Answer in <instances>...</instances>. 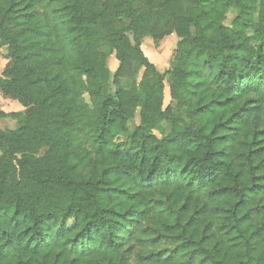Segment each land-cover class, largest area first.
I'll list each match as a JSON object with an SVG mask.
<instances>
[{
  "label": "trees",
  "instance_id": "16d2710c",
  "mask_svg": "<svg viewBox=\"0 0 264 264\" xmlns=\"http://www.w3.org/2000/svg\"><path fill=\"white\" fill-rule=\"evenodd\" d=\"M0 48V264H264V0H0Z\"/></svg>",
  "mask_w": 264,
  "mask_h": 264
},
{
  "label": "rangeland",
  "instance_id": "374dc122",
  "mask_svg": "<svg viewBox=\"0 0 264 264\" xmlns=\"http://www.w3.org/2000/svg\"><path fill=\"white\" fill-rule=\"evenodd\" d=\"M236 16V11L235 10H230L226 16V21L225 24H230L231 21L234 19ZM178 42V39L174 34H172L169 37H165L162 40H160L158 43H154L151 38L145 37L143 38L141 42V49L144 54V56L156 67V70L163 74L165 71H167L169 68H171L175 64V59H176V44ZM8 63V58H7V52L6 49L0 48V75L2 74L6 64ZM106 64L111 71V73L115 72L117 68V61L114 57V54H110L107 59H106ZM142 69L138 72V74L135 77V84L136 87L139 88V82L140 78L142 75ZM169 77L164 78V91H163V101H162V108H166L168 105H171V100L169 97V92H168V84H169ZM120 88L124 90H129L132 87V81L131 80H126L123 79L120 81L119 84ZM115 91V88L113 85L109 86V92L113 94ZM141 98V95H139ZM10 102L16 103L11 104ZM18 103L14 100H10L9 98H5L1 96L0 94V109L4 112L7 113H19L22 114L24 109L22 106L17 105ZM139 110L137 109L136 112L134 113L133 118L128 122V131L129 133L133 132L134 129L138 126L139 124ZM19 123L17 119L13 118H6V119H0V130L4 129H16L18 127ZM168 125L169 123H163L165 132L168 131ZM118 130L117 125L113 126L111 128L112 133H116ZM141 237V240L143 241H149L150 238H147L146 236H139ZM134 243V242H133ZM133 251H132V256H131V261H134L139 255H145L147 253H150L152 251H156V248H153L151 246L147 245H142L140 243H134Z\"/></svg>",
  "mask_w": 264,
  "mask_h": 264
},
{
  "label": "crops",
  "instance_id": "0c3cea01",
  "mask_svg": "<svg viewBox=\"0 0 264 264\" xmlns=\"http://www.w3.org/2000/svg\"><path fill=\"white\" fill-rule=\"evenodd\" d=\"M11 104H15L16 105V103H13V102H10ZM18 105V104H17ZM19 106V105H18ZM3 110V109H2Z\"/></svg>",
  "mask_w": 264,
  "mask_h": 264
}]
</instances>
